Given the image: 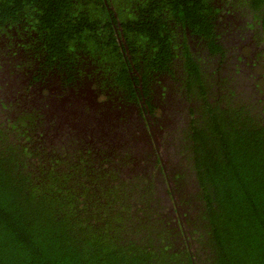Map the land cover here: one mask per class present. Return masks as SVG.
I'll return each mask as SVG.
<instances>
[{"label":"trees","instance_id":"trees-1","mask_svg":"<svg viewBox=\"0 0 264 264\" xmlns=\"http://www.w3.org/2000/svg\"><path fill=\"white\" fill-rule=\"evenodd\" d=\"M109 1L115 9H107L103 0H0V15L16 18L22 12L45 30L46 61L60 58V64L73 69L76 59L83 56L78 52L85 47L104 65L114 64L116 80L130 83V99L137 96V100L144 99L147 91L140 78L171 70L168 61L175 54L171 53L173 38L166 30L170 26L163 14L166 7L196 32L215 35L208 17L209 0ZM250 2L264 5V0ZM66 8L70 14L64 13ZM33 10L46 25L33 17ZM116 12L122 45L114 31L109 35L113 28L109 14ZM261 15L264 24V10ZM184 45L183 54L191 63L186 68L190 66L192 75L198 64ZM134 55L146 74L129 82L120 68ZM200 90L198 97L204 93L205 98L201 115L195 112L188 136L192 167L202 188L198 195L201 212L199 227L195 224L188 234L190 242L182 239L185 248L177 245L180 241L174 236L178 232L172 234L163 218L148 216L156 209L154 200L163 209L154 186L155 195L148 184L144 190L138 182L129 188L132 180L121 178L123 167L112 170L118 180L112 183H96L87 177L89 171L79 167L80 176L89 180L82 181L69 162L78 158L79 165L85 166L94 164L95 158L92 149L79 156L83 151L74 147L77 137H58V142H64L56 144L58 151L54 146L52 151H43L39 145L34 151V131L20 123L6 125L0 118V264H264V117H256L255 107L221 110L206 99L208 85ZM32 116L24 110L17 119L25 123ZM148 176L143 179L149 181Z\"/></svg>","mask_w":264,"mask_h":264},{"label":"flooded vegetation","instance_id":"flooded-vegetation-1","mask_svg":"<svg viewBox=\"0 0 264 264\" xmlns=\"http://www.w3.org/2000/svg\"><path fill=\"white\" fill-rule=\"evenodd\" d=\"M103 3L107 4V9H115L113 5H110L109 0H103ZM209 4L212 6L208 11V17L214 24L212 26V32L215 34L213 37L196 32L195 28L189 25H182V19L166 7L163 13L165 21L168 24L172 23V26L167 27L166 30H169L173 38L171 53L175 54V56H170L173 58L168 61L171 70L163 69L150 79L140 78L142 88L146 87L147 91L143 93L144 99L139 100L135 99L137 96L130 99L132 97L130 83L126 85L125 81L116 80L117 72L113 71L114 64H106V61L104 65L100 58L89 54L85 47L78 52L83 56L76 59L73 69L60 64V58L55 57L58 61L53 60L54 58L46 61L43 58L44 52L49 51L46 37L43 34L46 33L45 30H41L32 18L28 20L24 17L22 12L16 18L13 14L0 15L2 20L0 22V99L7 103L17 102L13 95L15 89L12 84L19 86L22 90L29 89V92L34 93L39 102L35 106L38 112L30 121V125L24 129L35 130L37 136L41 132L40 118L45 115L52 95L69 97L80 94L81 97H86L87 95L82 90L88 89L92 80L97 83L103 80L100 97L92 96L93 100H86V104L90 103V105L83 108L84 112L80 115L82 120L90 124L87 127L88 133L83 135L85 138L74 135L79 140L74 147L83 151V154L79 156L84 155L88 149H92L95 163L79 165L80 160L77 158L76 162L68 161V165L74 166L77 176L87 182L89 180L80 176L81 173L79 174V167L83 166L89 171L85 172L87 177L93 178L96 183L118 181L112 173V170L115 171L118 167L124 168L121 175L124 180L137 176L139 180L144 181V175L149 173L148 186L158 189V196L163 198L161 201L164 205L162 218L165 221V227L172 234L178 232V235L174 237L180 241L177 243L180 246L183 244L179 234L181 228L175 217L178 216L177 219L180 220L185 233L184 238L190 242L188 234L199 227L197 217L201 212V199L198 195L201 194L202 188L197 172L192 168V162L188 165L181 164L176 159L172 140L175 135L180 134L181 129L182 131L190 129L195 112L201 115L200 106L203 105V99L198 97L201 94L200 89L209 83L208 101L214 106L217 103L215 100L219 96L220 86L228 81L234 95L225 104L223 102V109L230 107L227 105L229 100H243L242 107L245 110L256 107L260 113L256 114V117H264V88L261 84L257 85L262 77L254 69L257 67L254 64V61H257L255 53L262 52L263 48L259 46V41L260 33H264L261 15L264 5L255 6L250 0H209ZM99 7L103 8V5ZM65 14H70V10ZM117 14L116 12L114 16L109 15L116 18ZM34 18L46 25L42 19L37 17V11ZM256 19L257 21L254 22ZM117 21L121 24L120 19ZM212 40H215V44H212ZM183 44L188 45L192 59L201 67L199 85L195 83L197 74L190 75L185 68L188 62L181 54L180 47ZM138 46L143 47L144 45ZM215 47L220 48L215 49ZM148 49L147 47L144 50L148 52ZM139 50L142 49L139 48ZM70 55L66 57L69 58ZM123 64L125 68L120 69H125L126 79L129 82L131 77L146 74L141 65L136 62L135 55L130 56L129 62ZM179 70L180 72H177ZM172 72L175 73L174 77ZM3 73L5 77L2 81ZM10 74L13 77H9ZM179 76L184 81L185 87H182L177 80ZM6 81L9 84L4 86ZM146 82L149 83L144 86ZM188 91L192 92V95ZM107 94L108 96L103 98ZM49 95L51 96L46 98ZM148 99L149 102L145 104L144 100ZM98 100L102 102L97 104ZM21 107L24 108L23 105ZM157 107L162 110V115L154 114ZM19 108L12 107L7 113L14 115ZM86 108L89 110L87 111ZM95 108L97 110H94ZM92 111L96 113L94 118L88 115ZM48 119L49 117L46 116L45 120ZM100 120L104 125H98ZM199 125H203L202 120ZM108 129L117 130L118 133L108 132ZM179 136L181 139V134ZM59 140L39 135L31 142V148L37 151L36 146L39 145L44 148L43 151L46 149L52 151L54 146L58 151L59 147H56V144H64L63 141L58 142ZM140 151L142 156L138 157ZM107 158L110 161H107ZM102 160L105 161L101 163ZM159 160L161 163L157 167L156 176L151 177L153 164L160 162ZM104 171L110 174H104ZM112 175L115 176V180H112ZM166 175L170 179L171 194L162 180ZM195 224H197L196 227ZM196 235L199 234L196 233Z\"/></svg>","mask_w":264,"mask_h":264},{"label":"clouds","instance_id":"clouds-1","mask_svg":"<svg viewBox=\"0 0 264 264\" xmlns=\"http://www.w3.org/2000/svg\"><path fill=\"white\" fill-rule=\"evenodd\" d=\"M105 2V1H104ZM103 5H104V3H103ZM105 6H107V4L105 3ZM94 8H95V6H94ZM103 8H104V6H103ZM54 12L56 11V9H54L53 10ZM67 11V8L65 9V11H64V13ZM35 10H33V17H34V15H35ZM28 17V16H27ZM109 17H110V15H109ZM28 18H30V17H28ZM117 18H112V17H110L109 18V20H110V22L112 23V25H113V28L111 29V31L109 32V31H107V32H109V35H111V32L112 31H114V33H115V35L118 37V40H119V44H121L122 45V40H121V35H122V28H120L119 27V24H118V21L116 20ZM182 25H184L183 24V22H182ZM170 26H172V23L170 24ZM184 26H187V25H184ZM101 32H103V31H101ZM105 32V31H104ZM184 45V44H183ZM181 46L180 47V49H181V54L184 56V57H186V60H187V55H184L183 54V49L185 48V45L184 46ZM123 49V48H122ZM126 53V52H125ZM190 54H191V52H190ZM190 58H192V55H190ZM193 60V59H192ZM194 61V60H193ZM188 62V61H187ZM195 62V61H194ZM141 66H142V63H141V60L138 62ZM188 65H191V63L189 64H187L186 66H188ZM195 65H197V63L195 62ZM186 68V67H185ZM189 68H190V66L188 67V68H186L187 69V71L189 70ZM200 66L199 65H197V67H196V72H194V73H196L197 74V76H196V78H195V83H196V85H199V82H200V80H201V74L199 73V71H200ZM177 72H180V70L179 71H177ZM174 73V72H173ZM1 74V73H0ZM174 75H175V73H174ZM174 75L172 74V76L174 77ZM4 77H5V73H3V77H2V81H3V79H4ZM9 77H13L11 74L9 75ZM206 78V77H205ZM176 79V78H175ZM177 80H179V82L181 83L180 85L182 86V87H185V84H184V81L182 80V78H180V76H179V78H177ZM9 84V82L8 81H6L5 83H4V86H6V85H8ZM208 85V87H209V83L207 84ZM12 87L15 89V92L13 93V95L15 96V99L17 100V102L15 103V104H13V103H7V102H5V101H2L1 99H0V118L1 119H3L4 120V122H6V125H9V126H11L12 125V123L14 122V123H20V124H22V125H24V127H27V126H29L30 125V121L34 118V116H35V113H37L38 112V110L36 109V105L37 104H39V102H38V100H37V98H36V96H35V94L34 93H32V92H29L30 90L29 89H26V90H22L21 88H19V86H16L15 84H12ZM0 88H1V86H0ZM189 92V94L190 95H192V92H190V91H188ZM51 95H49V96H47L46 98H48V97H50ZM53 97L50 99V101H52V100H55L56 102L57 101H59V102H61V100L62 99H65V98H67V96H62V95H52ZM108 96V94L107 95H105V97H103V98H106ZM210 97V96H209ZM45 98V99H46ZM200 99H203V98H201V97H199ZM134 99V98H133ZM136 99V98H135ZM207 100H208V98H207ZM24 106V108H22L21 106ZM12 107H17V108H19L18 109V111H17V113L16 114H14V115H10L9 113H7V111L8 110H10V109H12ZM50 107H48V109H49ZM251 108H253V107H251ZM256 108V107H255ZM47 109V110H48ZM158 109H160L159 107H158ZM24 110H29V112L31 113V114H33V116H32V118H31V120H27L25 123H23V122H21V121H19L17 118L19 117V115H21V113L24 111ZM155 111H156V108H155ZM155 111H154V114H155ZM256 113H258V108H256ZM53 112H51V114H52ZM48 114H50V112H48ZM50 114V116H51V118L50 119H48V120H45V117H46V111H45V115L44 116H42L41 118H43V121L41 122H39V128L41 129V132H40V134L39 135H50L51 133H53V127H55V125H56V121H57V117H58V115L60 114V113H58V112H55L54 114H52L51 115ZM156 115V114H155ZM16 116V117H15ZM159 116V115H158ZM13 117H15L14 119H12ZM32 131H34L35 132V130H32ZM39 131V130H38ZM39 135H37V136H39ZM36 136V135H35ZM58 139V138H57ZM154 166H155V164H153V169H154ZM154 171H157V169H155ZM106 173H109V172H107V171H104V174H106ZM110 174V173H109ZM163 182H164V184H165V186H166V188H167V190H168V192L170 191V186H171V183H170V179H168V177H167V175L165 176V177H163ZM166 183L168 184V185H166ZM171 194V193H170ZM156 196H158V191H157V193H156ZM159 197V196H158ZM162 198V197H161ZM163 199V198H162ZM162 214H163V212H162ZM198 216H199V214H198ZM177 217L178 216H176L175 217V219L177 220V223H178V225H179V227L181 228L180 229V232H179V234H180V236L182 237V239L184 240L185 238H184V230H183V226H182V224H181V222H179L180 220H178L177 219ZM161 218H162V216H161ZM198 233V232H197ZM199 234V233H198ZM183 243V242H182ZM195 243L196 242H193L192 244H190L189 245V247H190V249L192 250V248H194V246H195ZM182 246L185 248V245L184 244H182Z\"/></svg>","mask_w":264,"mask_h":264},{"label":"rangeland","instance_id":"rangeland-1","mask_svg":"<svg viewBox=\"0 0 264 264\" xmlns=\"http://www.w3.org/2000/svg\"><path fill=\"white\" fill-rule=\"evenodd\" d=\"M259 20H262V19H259ZM256 21H257V19L254 22H256ZM260 35L261 36H260L259 46H261L263 48H262V52L257 51L255 53V57H256V60L257 61H254V64H256L257 67H255L254 69L256 71H258L259 76L262 77L261 80L259 81V83H257V84H261V86L264 88V33H260ZM211 76H214V75H211ZM213 83H215V82L213 81ZM91 85L93 87H95L94 84H91ZM233 95H234V92H233L232 88H230L229 82L228 81H225L220 86L219 96H217V98L215 100V102L217 101V103L215 105L222 110V108H223L222 107L223 102L225 104L226 101L228 99H230ZM203 96H204V93H203ZM203 96H202V98H203ZM203 99H205V98H203ZM206 99H207V96H206ZM227 105L230 106V107H237V108L240 109L242 107V105H244V101L243 100H240V101L239 100H236V101L229 100L228 103H227ZM247 111H250V110H247ZM253 112L254 111L252 110V113ZM155 114L156 115H162V110L156 108ZM254 114H257V113H254ZM200 126L203 127V126H205V124L200 125ZM189 132H190V129H184L183 131L181 129V132H180L181 139H180V136H179L180 134H179V135H175L173 137V140H172L174 142V145L173 146L175 147L174 154L176 156V159L178 161H180L181 164H185L186 163L187 165L190 162H193V158H192L193 153H192V149H191V146H190V143L192 141H191V139L188 136ZM160 163H161V161L155 163L154 169L152 168L151 177L156 176V171H154V170L157 169V167H158V165ZM146 173H148V172H146ZM148 175H149V173L146 174V175H144V177L145 176H148ZM131 180H132V182H131L129 188H132L138 182V183H141L142 184L143 190H144V185H147L148 182H149L147 180H144V181L143 180H139V178L137 176H134L133 179H131ZM166 185H168V184L166 183ZM152 188H153L152 186H149V190H150L149 192L152 195H155L156 192L155 191L153 192V189ZM157 202H159V201H157V200L152 201V203L154 205H156V209H153L152 212H151V214H149L148 216L150 218L152 216H153V218H158L159 217V220H160L161 216L159 215V212H161V213L163 212L164 213V205H163V209H162V207L160 209V208L157 207ZM141 215H143V214H141ZM134 220L136 221V219H134ZM145 222H147V219H145Z\"/></svg>","mask_w":264,"mask_h":264},{"label":"water","instance_id":"water-1","mask_svg":"<svg viewBox=\"0 0 264 264\" xmlns=\"http://www.w3.org/2000/svg\"><path fill=\"white\" fill-rule=\"evenodd\" d=\"M91 84H94L95 87H93ZM102 84H104L103 80H101V82H98V83L92 80L90 82V86H88V89L86 88L82 90L83 93L87 95L86 97L85 96L81 97L80 94L78 95L76 94L73 96H69L65 99H62L61 102L59 101L56 102L55 100L50 101V104H49L50 108L46 110V116L49 117L50 119L51 112H53L52 114H54L55 112H58L60 114L57 117L56 125H55V128L53 129V133H51L50 135H47V137L53 140V139H56L64 135L65 133H66L65 137L67 138L73 135H77V136H83L84 134L86 135L88 133L87 127L90 124L82 120L80 115L82 114V112H84L83 108H85L87 105H90V103L86 104L85 102L86 100L88 101L93 100L92 96H94L95 98L100 97L102 93V89H103ZM97 102H98L97 104H100L102 101L100 102L98 100ZM94 110H97V108H95ZM48 112H50V114H48ZM89 114L90 116H92V118H94V116L96 115L94 111L88 113V115ZM96 123L97 122H95V124ZM98 123L97 124L100 125L101 120ZM101 125H104V124H101ZM91 128H88V129H91ZM104 131L107 132V130H104ZM108 132L118 133L117 130L112 131L110 129H108ZM141 156L142 154L140 151V155L138 157H141Z\"/></svg>","mask_w":264,"mask_h":264}]
</instances>
